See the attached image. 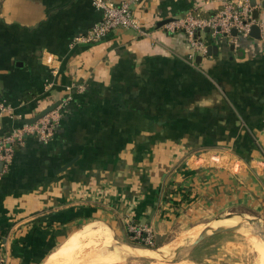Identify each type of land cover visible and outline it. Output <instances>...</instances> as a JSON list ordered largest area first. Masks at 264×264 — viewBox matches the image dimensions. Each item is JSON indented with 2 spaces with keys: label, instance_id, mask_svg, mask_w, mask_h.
Listing matches in <instances>:
<instances>
[{
  "label": "crops",
  "instance_id": "crops-1",
  "mask_svg": "<svg viewBox=\"0 0 264 264\" xmlns=\"http://www.w3.org/2000/svg\"><path fill=\"white\" fill-rule=\"evenodd\" d=\"M225 1L139 0L141 31L75 44L100 20L91 0H0V105L13 108L0 135L60 102L53 135L25 136L0 172L6 264H42L95 221L122 239L131 220L155 241L174 222L192 229L233 212L264 225V0H248L258 13L248 36L200 30L209 52L166 28ZM216 235L227 238L205 241ZM216 235L190 250L191 264H239L232 232ZM220 247L228 253L212 260Z\"/></svg>",
  "mask_w": 264,
  "mask_h": 264
},
{
  "label": "built area",
  "instance_id": "built-area-1",
  "mask_svg": "<svg viewBox=\"0 0 264 264\" xmlns=\"http://www.w3.org/2000/svg\"><path fill=\"white\" fill-rule=\"evenodd\" d=\"M139 0H91L92 4L101 12L100 20L86 32L74 37L72 43H95L101 40L109 32L116 28H132L141 31L140 23L135 17L132 6ZM254 8L248 0L242 2L225 1L222 8L208 17L187 13L174 21L166 24L171 31H182L187 43L196 52L206 51L205 43L199 39L198 32L205 28L211 31V36H224L231 38V31L236 30V35L248 36L251 27L257 24L253 17ZM60 105V104H59ZM59 105L31 124H21L14 127L5 135H0V161L3 162V170L6 169L12 159L15 146L23 143L25 136L33 135L41 141H47L54 132L59 120ZM0 113L13 114V108L9 105H0ZM127 226L135 232L134 239L143 244H152L153 234L148 226H139L133 221L127 220ZM0 264H6V258L0 253Z\"/></svg>",
  "mask_w": 264,
  "mask_h": 264
},
{
  "label": "rangeland",
  "instance_id": "rangeland-1",
  "mask_svg": "<svg viewBox=\"0 0 264 264\" xmlns=\"http://www.w3.org/2000/svg\"><path fill=\"white\" fill-rule=\"evenodd\" d=\"M229 159L230 158H228V160ZM228 160H226L225 162H228ZM220 161H221V156H220L219 160L217 158V160L215 159L214 162L217 163ZM185 210L186 209L184 208V210H183L184 212L182 211L183 214L185 213ZM233 213H237V212H233ZM233 213H227L225 215H221L222 219L215 220V221L208 220L205 223L209 222V225L217 226L219 224H237V223L241 222V224H242L241 228H239L235 232H232V235H230V237L228 238L231 241H233L234 243L237 242V244L239 245V247L234 248L235 252H233V254H231V255L235 256L234 259L236 261H239V264H259V261H258L259 255L253 246V242L256 239L253 236H255L256 238H259L260 232H262V231L264 232V225L262 223H259L258 221H256V224H254V223L251 224L247 219L241 218L239 216H235L234 218H230V220L229 219L224 220L223 217H225L229 214H233ZM244 216L249 218V219L252 218L249 214H245ZM189 223H190L189 221L187 222L185 220L181 221V222H174L170 227L171 232L168 233L167 235H165L164 237H162V239H159L157 241H155L156 239L154 238V234L151 231L150 227L148 226V228L150 229V232H152V234H153L152 244H150V245L143 244L142 242H137L134 239L135 232H133L131 229H129V226H127L129 238L127 236H125L122 239H119L115 236L116 241L124 242V243L127 241L126 242L127 244L135 246V247L149 246V247H151V249L155 250V252L153 253V256L152 257H138V256H132V255L128 254L126 257H124L121 260L111 262V263H107V264H191L192 258H191V256H189V250H186V249L185 250H179L177 253H175L176 248L188 246L190 244V242H192L195 235L197 234V231H199L200 228L202 227V225H201L200 227H195V228L191 229V228H189ZM137 225H139L141 227L144 226L141 224H137ZM91 226L92 227L94 226L95 228H96V226L104 227L103 224H101L97 221L92 223ZM192 230H194V231H192ZM192 233H194V234H192ZM112 235L114 237L113 232H112ZM221 236L222 235H216V236H213L211 239L205 240V241L207 243H209L210 241L216 240L219 238L220 239L227 238V237H221ZM249 236H251V239ZM164 240L166 241V242H164L165 244H158V243H160V241H164ZM170 245H171V247H170ZM217 246H220V245L215 244V246H211L214 249V252L216 250L215 247H217ZM218 250H219L218 252L214 253L215 254V256H213L214 259H212L214 261H217L218 259L222 258L223 255L225 254V252L227 251L226 248H224V247L223 248L220 247V249H218ZM194 252H195V250H194ZM227 253H228V251H227ZM194 257L200 258L201 254L199 253L198 256H194ZM173 258H175L176 260H173Z\"/></svg>",
  "mask_w": 264,
  "mask_h": 264
},
{
  "label": "bare ground",
  "instance_id": "bare-ground-1",
  "mask_svg": "<svg viewBox=\"0 0 264 264\" xmlns=\"http://www.w3.org/2000/svg\"><path fill=\"white\" fill-rule=\"evenodd\" d=\"M91 225H86L68 236L42 264H107L121 260L128 254L138 257L153 256L154 251L147 248L120 246L116 239L114 240L112 231L108 227L96 226L95 228ZM249 237L251 239V236ZM253 237L256 239L253 246L259 255V264H264V242Z\"/></svg>",
  "mask_w": 264,
  "mask_h": 264
},
{
  "label": "water",
  "instance_id": "water-1",
  "mask_svg": "<svg viewBox=\"0 0 264 264\" xmlns=\"http://www.w3.org/2000/svg\"><path fill=\"white\" fill-rule=\"evenodd\" d=\"M258 16V13L257 11H254L253 13V17L254 18H257ZM166 21V20H165ZM164 21V22H165ZM254 28H257L256 25H253L251 27V30L254 29ZM205 29H208V28H205ZM231 35H236V30L233 29L231 31ZM215 47L217 46H213V50H215ZM212 49V45L208 46L206 48V50L209 52V50ZM59 101L57 102H54L52 105L48 106L47 108H45L44 110L40 111L38 114H36L34 117L30 118V119H27V120H24L26 123L28 124H31V123H34L35 121H37L39 118L43 117L45 114H47L48 112H50L51 110L55 109L58 105H59ZM71 164V161L67 162L65 164V168L68 167L69 165ZM2 168H3V162L0 161V172L2 171ZM235 216H239L241 218H246L251 224L254 223L256 224V221L257 219L252 217V218H247L244 216V214H241V213H233V214H229L225 217H223L224 219H230V218H234ZM219 219H222V217L220 218H215V219H212L213 221L215 220H219ZM241 222L240 223H237V224H219L217 226H214V225H209V222L205 223L199 230V232L195 235V237L193 238L192 242H190V244L188 246H185V247H179V248H176L175 249V253H177L179 250H190L195 246L197 245L200 241H202L204 238L206 237H209V236H212V235H216V234H220V233H230V232H235L236 230H238L239 228H241ZM115 237V236H114ZM113 237V238H114ZM259 238L262 242H264V232H260L259 234ZM116 239V237L114 238V240ZM118 245L122 246V245H129L127 244L126 242H118ZM129 246H132V245H129ZM135 247V246H133ZM142 248H147L149 250H152L155 252V250L151 249V247L149 246H145V247H142ZM143 257H148V256H143ZM173 260H176L175 258H173Z\"/></svg>",
  "mask_w": 264,
  "mask_h": 264
}]
</instances>
